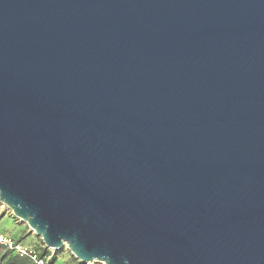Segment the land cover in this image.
<instances>
[{
	"label": "water",
	"instance_id": "1",
	"mask_svg": "<svg viewBox=\"0 0 264 264\" xmlns=\"http://www.w3.org/2000/svg\"><path fill=\"white\" fill-rule=\"evenodd\" d=\"M0 205L79 264H264V0H0Z\"/></svg>",
	"mask_w": 264,
	"mask_h": 264
},
{
	"label": "trees",
	"instance_id": "2",
	"mask_svg": "<svg viewBox=\"0 0 264 264\" xmlns=\"http://www.w3.org/2000/svg\"><path fill=\"white\" fill-rule=\"evenodd\" d=\"M2 231V230H1ZM14 239H16L19 242H23L24 244H27L23 241V238H17L15 236H12ZM41 241V240H40ZM40 246H34V249L38 253V256L40 258H44L46 261V264H79L78 261H76L72 256H67L66 254L61 255V251H54L51 249L45 248L44 244L40 243ZM30 245V244H28ZM68 257L70 260H62V257ZM59 258L61 259V262L59 263ZM0 264H32L29 258L27 257H21L14 252L0 246Z\"/></svg>",
	"mask_w": 264,
	"mask_h": 264
},
{
	"label": "crops",
	"instance_id": "3",
	"mask_svg": "<svg viewBox=\"0 0 264 264\" xmlns=\"http://www.w3.org/2000/svg\"><path fill=\"white\" fill-rule=\"evenodd\" d=\"M0 230L7 233L10 236L17 238H23V241L27 244L40 246L41 241L37 238L27 225L22 224L19 220L15 219L13 215L0 205ZM67 255V253H66ZM69 256V255H67ZM62 260H70L68 257H62Z\"/></svg>",
	"mask_w": 264,
	"mask_h": 264
},
{
	"label": "built area",
	"instance_id": "4",
	"mask_svg": "<svg viewBox=\"0 0 264 264\" xmlns=\"http://www.w3.org/2000/svg\"><path fill=\"white\" fill-rule=\"evenodd\" d=\"M0 246L14 252L21 257H27L32 264H46L44 258H40L34 246L24 244L14 239L12 236L0 230ZM90 264V263H88Z\"/></svg>",
	"mask_w": 264,
	"mask_h": 264
},
{
	"label": "rangeland",
	"instance_id": "5",
	"mask_svg": "<svg viewBox=\"0 0 264 264\" xmlns=\"http://www.w3.org/2000/svg\"><path fill=\"white\" fill-rule=\"evenodd\" d=\"M1 206H2V205H1ZM2 207L4 208V206H2ZM66 253H67L69 256H71L67 251H63V253H61L60 256L63 255V254L65 255ZM60 262H61V259L59 258V263H60Z\"/></svg>",
	"mask_w": 264,
	"mask_h": 264
}]
</instances>
